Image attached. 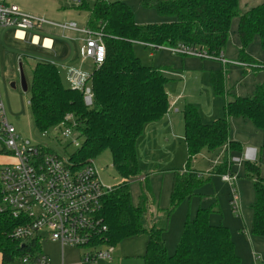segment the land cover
<instances>
[{"label":"trees","instance_id":"16d2710c","mask_svg":"<svg viewBox=\"0 0 264 264\" xmlns=\"http://www.w3.org/2000/svg\"><path fill=\"white\" fill-rule=\"evenodd\" d=\"M94 1L92 7L87 0L78 7L89 11L86 27L100 31L106 47L104 63L91 73L93 103L86 106L83 92L64 84L56 65L39 62L33 68L29 100L36 127L44 132L59 125L66 115L74 116L82 140L81 147L69 155L76 168L94 164L106 151L111 153L113 167L122 181L103 200L102 218L107 226L103 239L109 246L145 234L144 264H241L229 228L210 223L212 207L199 208L195 218L187 220L174 255L169 254L164 235L176 208L185 200L202 196L198 191L206 180L192 168V162L204 150L209 154H223L226 148V153L242 151L240 142L230 136L231 118L247 119L260 129L264 149V88L259 86L252 96L227 99L223 116L210 124L202 122L197 107L186 105L183 118L188 163L185 169L174 173L170 209L159 211L156 224L147 228L144 220L152 203L149 181L141 182L144 191L137 207L132 204L130 184L140 179L138 141L145 127L162 120L170 111V80L163 68L143 64L134 48L142 44L157 52L185 46L221 59L232 22L238 17L239 62L253 67L258 61L246 48L258 36L264 49V1L242 13L241 0H142L143 8L174 18L169 23L144 25L136 22L134 12L123 0ZM209 81L216 95H230L225 88L224 71L210 72ZM243 164L246 177L254 181L256 194L251 231L264 236V179L257 162ZM231 165L224 157L221 164L212 167L211 174L233 176ZM19 225L9 210L0 211L2 264H22L25 257L35 258L43 253L40 239L24 243L12 236Z\"/></svg>","mask_w":264,"mask_h":264},{"label":"rangeland","instance_id":"374dc122","mask_svg":"<svg viewBox=\"0 0 264 264\" xmlns=\"http://www.w3.org/2000/svg\"><path fill=\"white\" fill-rule=\"evenodd\" d=\"M263 1L241 0V12L244 13L260 5ZM6 2L19 5L26 15L43 17L55 24L76 25L79 28L86 27L90 15L88 10L78 8L72 0H6ZM87 2L92 7L95 1L87 0ZM124 2L134 12L138 24L169 23L174 20L173 17L158 15L154 9L143 8L142 0H124ZM238 21L239 18L236 17L232 22L230 39L223 53L225 60L230 62L227 66L223 65L220 58L183 55L173 53L168 49L154 52L153 58L151 57V48L142 44H138L134 48L135 54L143 64L157 65L165 70V74L170 80L168 92L170 103L173 104L171 108L181 122L179 128L177 124L174 134H171L172 132L170 133L166 126H146L139 139L141 141L138 144V159L141 174L140 179L131 182L130 193L132 204L137 207L144 191L141 182L148 179L151 187L149 198L152 203L144 220V225L147 228L156 224L160 218L159 211L170 209L174 173L176 170L185 169L188 163L183 118L186 105L192 104L197 107L202 122L210 124L223 116L227 99L252 96L259 86L264 88V49L258 36L246 48V51L258 61L257 65L250 67L244 63L234 64V62L240 63L241 44L237 36ZM43 29L51 31L47 36L53 37L56 44L53 51H39L37 54L46 52L40 58L34 56L35 52L22 56L8 42L0 44V95L8 121L24 141H29L35 146H42L66 159L75 151L74 146L70 145V141L62 139L52 129H49L48 136L44 137V132L35 125L29 105L33 68L39 62L53 63L64 84L70 86L68 69L79 68L82 65V58L78 51L86 36L74 32L63 36L62 30L58 27L45 26ZM29 31L31 36L38 33L36 29ZM69 51L72 52L73 58L67 60ZM64 52L68 53L64 55ZM20 64L28 85L27 91L22 86ZM82 69L90 75L95 69V65L89 60L82 65ZM245 69L247 72H244ZM218 70L225 72V88L230 92V95H227L228 93L216 95L212 89L209 75L210 72ZM75 134L76 137H79L78 133ZM230 136L240 142L242 151L229 150L228 153L222 154L221 151L209 154L204 150L192 162V168L200 171L206 181L198 191L202 196L197 195L191 200H185L171 216L169 229L164 235L170 255H174L176 252L187 220H193L199 208L212 207L213 211L209 216L210 223L214 226L224 225L229 228L235 244V251L241 258V264H264V236L253 235L251 231L252 207L256 196L254 181L246 177L243 164L246 162V150H256L258 152L256 162L260 166V175L264 179L263 134L249 120L231 118ZM6 157V155L0 154V167L8 161ZM224 157L232 162L234 178L232 183L227 182L223 175L211 174L214 169L212 167L221 164ZM94 165L103 186L112 188L121 183L122 178L113 167L109 151L100 155L94 161ZM233 188L238 196L239 210H234L232 206ZM146 244L147 235L145 234L122 241L113 247V261L98 260L91 263L84 261L86 254L95 253L100 249L105 250L104 245L85 248L66 247L64 257H68L69 260L81 258L86 264H144L142 257L146 252ZM43 249L59 258L61 256V249L58 246L43 242ZM14 264H19V262Z\"/></svg>","mask_w":264,"mask_h":264},{"label":"built area","instance_id":"2783aa9c","mask_svg":"<svg viewBox=\"0 0 264 264\" xmlns=\"http://www.w3.org/2000/svg\"><path fill=\"white\" fill-rule=\"evenodd\" d=\"M72 1L77 7L83 4V0ZM45 26L60 28L63 36L69 32L85 35L81 49L82 64L90 60L95 67H99L104 63L106 47L100 31H92L87 27L79 28L76 25L55 24L43 17L26 15L17 5L0 0V33L4 29L42 30ZM168 50L201 58L209 57L185 46ZM221 61L224 66L230 64L224 56H221ZM234 64L241 65L238 62ZM90 79L91 74H87L81 66L68 69L70 85L83 92L86 106L93 103ZM76 127L74 116L68 114L59 125L51 129L62 139L70 141V145L76 150L82 143V140L76 137ZM43 136H48V130L44 131ZM0 145V154L6 155L8 159L0 167L3 197L0 211L9 210L12 217L20 223L12 236L24 243L35 238L42 242L47 239L59 243L62 249L104 245L105 250L86 254L84 261H113V247L103 239L107 226L102 218L103 200L113 187L102 185L95 165L76 168L71 163L70 156L65 159L49 149L24 141L8 121L1 95ZM227 150L228 148L224 149L223 153ZM257 153L254 149H247L245 161L255 163ZM224 179L229 183L234 180L229 174L224 175ZM232 206L234 210H239L238 196L234 188ZM22 264L49 263L42 253L35 258L25 257Z\"/></svg>","mask_w":264,"mask_h":264},{"label":"crops","instance_id":"0c3cea01","mask_svg":"<svg viewBox=\"0 0 264 264\" xmlns=\"http://www.w3.org/2000/svg\"><path fill=\"white\" fill-rule=\"evenodd\" d=\"M15 5H17V4H15ZM17 6L24 13V10L22 9V7H20L19 5H17ZM36 30H38V29H36ZM43 30L44 29L38 30V33L33 34L31 36V34L29 33L30 32L29 30H26V31L18 30V31H16L13 29H4L0 33V44L8 42L9 44H12L13 47H15V50L17 51V53H20L22 56L23 55L26 56V54H32V52L33 53L35 52L34 56H36V58H40V56L46 54V52L37 54V53H39V51H53L55 49V44H56V41L53 37L47 36V34L49 35L51 33V31L49 29H47L46 31L45 30L43 31ZM149 48H151V47H149ZM81 49H82V46L78 51V54L80 56H81ZM154 52H156V51H154L152 49L151 57H153V58L155 56ZM66 53H68V52H64L63 54L66 55ZM71 53L72 52L69 51V54H67V55H69V58H67V60H70L71 58H73V54H71ZM82 65H81V67H82ZM156 67H159V66L156 65ZM161 68H163V67H161ZM69 84H70V82H69ZM172 105H171V107H172ZM180 123L181 122H180L178 115H175L173 112V109L170 108V111L162 120L148 124L147 127L166 126V128L169 130V132L170 133L172 132L171 134H174L175 131L177 130V127H176L177 124H178V128H179ZM140 141L141 140L138 141V144L140 143ZM43 242L50 244V245L60 247V249H61L60 258L57 257L55 254L52 255V253L50 251L45 252L43 249ZM43 242H42V250H43L42 252L47 257L49 264H84L86 262V261L84 262L81 258H76L75 260H72V259L69 260L68 257L67 258L64 257V254H65L64 252H65L66 247L64 249H62V247L60 246L59 243L51 242L47 239H45V241H43ZM86 263H89V262H86ZM0 264H2L1 256H0Z\"/></svg>","mask_w":264,"mask_h":264},{"label":"water","instance_id":"95a60500","mask_svg":"<svg viewBox=\"0 0 264 264\" xmlns=\"http://www.w3.org/2000/svg\"><path fill=\"white\" fill-rule=\"evenodd\" d=\"M20 74H21V80H22L23 89L25 91H27L28 90V85H27V82H26V79H25L24 72H23L21 64H20ZM12 87H14V85H12Z\"/></svg>","mask_w":264,"mask_h":264}]
</instances>
